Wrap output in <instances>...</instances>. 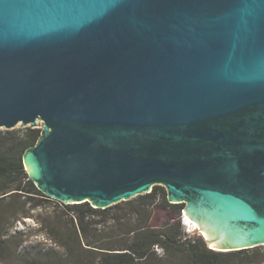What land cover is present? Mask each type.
<instances>
[{
  "label": "water",
  "instance_id": "water-1",
  "mask_svg": "<svg viewBox=\"0 0 264 264\" xmlns=\"http://www.w3.org/2000/svg\"><path fill=\"white\" fill-rule=\"evenodd\" d=\"M46 196L165 188L210 249L264 245V0H0V129Z\"/></svg>",
  "mask_w": 264,
  "mask_h": 264
},
{
  "label": "trees",
  "instance_id": "trees-1",
  "mask_svg": "<svg viewBox=\"0 0 264 264\" xmlns=\"http://www.w3.org/2000/svg\"><path fill=\"white\" fill-rule=\"evenodd\" d=\"M40 133L39 127L0 129V256L8 242L2 230L30 217L42 200H55L36 187L23 164V154ZM65 208L67 221L47 223L42 230L64 249L66 262L38 251L27 253L24 264H255L258 259V246L220 251L190 236L181 223L184 203H170L161 185L104 209L89 202ZM158 210L172 217L154 226Z\"/></svg>",
  "mask_w": 264,
  "mask_h": 264
},
{
  "label": "rangeland",
  "instance_id": "rangeland-1",
  "mask_svg": "<svg viewBox=\"0 0 264 264\" xmlns=\"http://www.w3.org/2000/svg\"><path fill=\"white\" fill-rule=\"evenodd\" d=\"M42 122L38 121L37 126H40ZM15 128H23L17 125ZM55 200H42L40 207L30 210L31 216L23 218L16 222L14 227L10 229L5 227L2 230V234H7L3 238H8L6 243V249L0 256V264H24V256L31 253H37L38 251L47 252L51 256L66 262L68 257H65L64 249L57 245L53 238L44 232V227L47 225H55L57 220L61 223L68 220L66 213L65 203H57ZM185 207V204H184ZM172 217L170 213L162 210L155 212L152 224L158 226L162 224L167 218ZM187 216L181 214V223L184 226L185 231L190 234L192 231L198 229L197 224L195 228L187 220ZM192 221V220H191ZM42 230V231H41ZM17 234L16 237L13 234ZM190 236L201 237L197 232ZM202 238V237H201ZM258 259L255 264H264V245L256 248Z\"/></svg>",
  "mask_w": 264,
  "mask_h": 264
},
{
  "label": "bare ground",
  "instance_id": "bare-ground-1",
  "mask_svg": "<svg viewBox=\"0 0 264 264\" xmlns=\"http://www.w3.org/2000/svg\"><path fill=\"white\" fill-rule=\"evenodd\" d=\"M187 220H188V222L191 224V226L195 228L196 224H194V222L191 221L189 218H187Z\"/></svg>",
  "mask_w": 264,
  "mask_h": 264
}]
</instances>
